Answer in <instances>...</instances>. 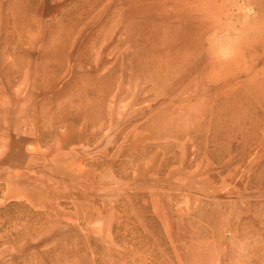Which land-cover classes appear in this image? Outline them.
Wrapping results in <instances>:
<instances>
[{"label":"rangeland","instance_id":"obj_1","mask_svg":"<svg viewBox=\"0 0 264 264\" xmlns=\"http://www.w3.org/2000/svg\"><path fill=\"white\" fill-rule=\"evenodd\" d=\"M0 264H264V0H0Z\"/></svg>","mask_w":264,"mask_h":264}]
</instances>
